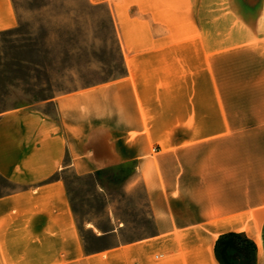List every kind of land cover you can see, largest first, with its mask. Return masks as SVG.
<instances>
[{
	"label": "crops",
	"instance_id": "obj_1",
	"mask_svg": "<svg viewBox=\"0 0 264 264\" xmlns=\"http://www.w3.org/2000/svg\"><path fill=\"white\" fill-rule=\"evenodd\" d=\"M87 2L109 9L123 74L0 114V179L12 187L0 195V264H218V238L235 233L264 264V141L220 142L236 134V122L264 134V0ZM17 26L13 0H0V33ZM207 72L231 73L223 92L215 77L214 132L203 128L208 112H192L191 75L204 109ZM236 79L239 90H226ZM245 102L248 112L239 113ZM197 120L195 132L187 123ZM198 135L218 143L203 145L214 154L204 156L197 181L180 159ZM128 167L144 189L152 231L91 249L62 174Z\"/></svg>",
	"mask_w": 264,
	"mask_h": 264
},
{
	"label": "rangeland",
	"instance_id": "obj_2",
	"mask_svg": "<svg viewBox=\"0 0 264 264\" xmlns=\"http://www.w3.org/2000/svg\"><path fill=\"white\" fill-rule=\"evenodd\" d=\"M13 3L18 16L17 29L0 33V114L20 106L38 107L56 95L117 79L123 74L117 31L106 6L92 5L87 0H13ZM216 75L222 78L219 89L222 92L231 78L230 72L206 73L208 104L204 109L198 105V76L191 75L192 100L197 102L192 112L196 117L202 112L209 113L203 128L210 132L216 130L217 124ZM233 75L237 76L236 72ZM238 81H234V88L226 90H239ZM241 105L239 113H247V103ZM230 108L231 105H224V110ZM187 125H192L195 132L202 126L198 120ZM236 126V134L227 133L220 142L264 141V134L253 135ZM200 137L188 144L194 148L180 159L185 175L196 174L197 181L202 179L204 156L214 154L212 147L203 145L218 143L217 137L206 141ZM62 177L81 235L91 249L130 242L152 231L145 192L140 184H134L132 167L85 177L66 172ZM11 188L0 179V195ZM257 216L264 219V204ZM104 232L108 234L102 239L91 235L100 236Z\"/></svg>",
	"mask_w": 264,
	"mask_h": 264
},
{
	"label": "trees",
	"instance_id": "obj_3",
	"mask_svg": "<svg viewBox=\"0 0 264 264\" xmlns=\"http://www.w3.org/2000/svg\"><path fill=\"white\" fill-rule=\"evenodd\" d=\"M214 252L218 264H256L255 244L245 234L220 236Z\"/></svg>",
	"mask_w": 264,
	"mask_h": 264
}]
</instances>
